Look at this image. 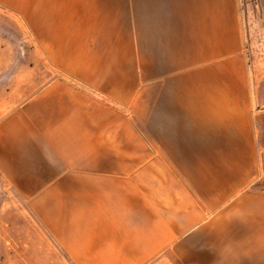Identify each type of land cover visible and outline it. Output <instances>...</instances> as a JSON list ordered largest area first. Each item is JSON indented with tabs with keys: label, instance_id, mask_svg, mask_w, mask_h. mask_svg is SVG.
Listing matches in <instances>:
<instances>
[{
	"label": "crops",
	"instance_id": "1",
	"mask_svg": "<svg viewBox=\"0 0 264 264\" xmlns=\"http://www.w3.org/2000/svg\"><path fill=\"white\" fill-rule=\"evenodd\" d=\"M22 3L32 87L0 117V264H264L244 0H0Z\"/></svg>",
	"mask_w": 264,
	"mask_h": 264
},
{
	"label": "rangeland",
	"instance_id": "2",
	"mask_svg": "<svg viewBox=\"0 0 264 264\" xmlns=\"http://www.w3.org/2000/svg\"><path fill=\"white\" fill-rule=\"evenodd\" d=\"M18 6L19 10L14 11L0 5V117L21 102L20 94L29 93L32 87L31 36L25 23V17L29 19V4ZM243 9L249 62L253 70L261 73L264 85V0H244ZM38 74L45 75L46 68H40ZM40 85L41 78L35 81V87ZM136 108L141 111V104ZM128 111L120 106V122L131 121L130 108ZM254 187L264 191V156L262 176Z\"/></svg>",
	"mask_w": 264,
	"mask_h": 264
}]
</instances>
